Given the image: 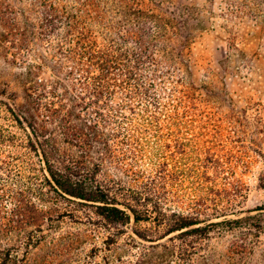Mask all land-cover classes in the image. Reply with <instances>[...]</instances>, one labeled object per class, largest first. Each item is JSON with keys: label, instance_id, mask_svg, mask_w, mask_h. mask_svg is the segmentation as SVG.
I'll use <instances>...</instances> for the list:
<instances>
[{"label": "trees", "instance_id": "obj_1", "mask_svg": "<svg viewBox=\"0 0 264 264\" xmlns=\"http://www.w3.org/2000/svg\"><path fill=\"white\" fill-rule=\"evenodd\" d=\"M0 21L12 33L20 32L25 46L34 36L37 65H55L50 67L52 81L40 79L35 93L27 92L35 102V125L26 115L21 119L34 136V141L29 137L30 150L40 159L39 200L55 195L76 205L82 210L70 218L84 227L63 230L64 219L35 207L27 200L29 191H0V264L34 254L35 264H193V244L176 241L209 238L211 230L223 226L263 230V209L257 215L240 213L237 219H228L236 214L227 208L209 214L198 208L188 216L168 213L166 176L160 171L149 179L140 173L141 181L132 188L118 180L123 172L119 161L127 157H120L118 148L144 144L133 125L132 134L126 132L129 125L123 127L125 112L153 124L163 101L172 104L191 91L187 54L204 30L196 8L175 0H0ZM7 36L3 33V40ZM154 148L162 146L158 142ZM152 160L158 163V155ZM219 169L213 166L216 173ZM235 190L231 185L222 191ZM7 202L13 205L9 212ZM151 221L153 228L128 234L131 224ZM99 234L105 235L100 242ZM168 237L170 244L159 243ZM239 247L234 244L230 255H238Z\"/></svg>", "mask_w": 264, "mask_h": 264}, {"label": "rangeland", "instance_id": "obj_2", "mask_svg": "<svg viewBox=\"0 0 264 264\" xmlns=\"http://www.w3.org/2000/svg\"><path fill=\"white\" fill-rule=\"evenodd\" d=\"M175 2L196 8L204 22V30L196 35L187 54L191 91L179 101L174 98L172 104L163 101L165 107L153 124L150 118L145 123L140 116L125 112L120 119L123 127L129 125L126 132L132 134L133 125L139 130L135 136L144 144L118 148L120 157L127 155L119 161L123 172L118 180L132 188L135 181H141L140 173L149 179L160 171L166 176L163 196L168 213L188 216L198 208L207 214L227 208L228 214H236L228 219H237L240 213L241 217L257 215V210L263 209L264 227V0ZM14 31L0 21V191H29L27 200L35 207L53 219H64L63 230L83 229L70 218L81 208L55 195L39 200L36 194L40 159L30 150L29 137L34 141V136L21 116L26 115L35 125V102L26 95L35 93L36 81H52L50 67L55 65H37L34 36L25 46L21 33ZM3 33L8 34L7 39L3 40ZM8 106L27 132L19 128ZM158 142L162 148L153 149ZM154 153L158 163L152 160ZM214 165L220 168L217 173ZM231 185L235 192L222 191ZM4 207L9 212L13 205L7 202ZM154 226L155 221L131 224L127 232L132 235V229ZM211 231L209 238L176 241L193 244V264L207 260L227 264L231 259L235 264H264V228L260 233L247 228L228 230L226 226ZM97 237L100 242L105 235ZM169 238L159 243L168 245ZM234 244L241 247L238 255L231 256ZM9 264H35V254ZM74 264H80L79 260Z\"/></svg>", "mask_w": 264, "mask_h": 264}]
</instances>
